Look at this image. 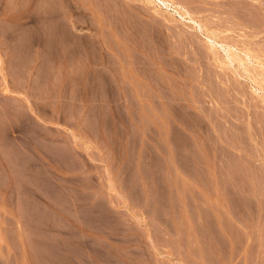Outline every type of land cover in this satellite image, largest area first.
Listing matches in <instances>:
<instances>
[{"label":"rangeland","instance_id":"374dc122","mask_svg":"<svg viewBox=\"0 0 264 264\" xmlns=\"http://www.w3.org/2000/svg\"><path fill=\"white\" fill-rule=\"evenodd\" d=\"M24 1L0 0V264H264V31L245 69L182 39L172 6L204 22L202 1L162 5L171 23L147 0H42L39 27ZM227 1L208 30L240 22Z\"/></svg>","mask_w":264,"mask_h":264},{"label":"bare ground","instance_id":"6f19581e","mask_svg":"<svg viewBox=\"0 0 264 264\" xmlns=\"http://www.w3.org/2000/svg\"><path fill=\"white\" fill-rule=\"evenodd\" d=\"M40 1L42 2V0H26V1H24L26 4L27 3H30L29 5H31L32 3H34V6H32L31 8H32V12H33V15L31 16V13H29L31 10H30V6L28 5V7L24 10L25 11V13L30 17L29 19H30V21H31V23L34 25L33 27H39L40 25H41V23H43V25H44V23H45V21H49L50 23H52V22H57L56 21V19L58 18H55V16H56V12H55V9L52 7V6H41V3H40ZM67 1H69V0H67ZM78 2H80V3H82V4H85V1H83V0H77ZM104 1V0H103ZM135 1V0H134ZM138 1H140V0H138ZM176 0H161V1H159V0H147L146 2L148 3H152V5L154 4V6H155V9L153 10V12L152 13H157V14H159L160 16H162V19H167V21L169 20H171V19H175L174 17L172 18L171 16L170 17H168V16H166L163 12H162V5L164 6V8H166V9H170V7H168V5H171L172 4V2L173 3H175V5L177 4L176 2H178V1H176ZM192 1H195L194 3H196V1H202V2H205L206 4L207 3H210L211 1L209 0V2H208V0H192ZM222 0H220V2L219 3H221V5H222V2H221ZM232 1V0H231ZM231 1H229L230 3L229 4H232V7L233 8H231V10H230V8L228 9V10H230V11H228V15H230V13L232 14H236L237 16H236V18H238L239 20H240V22H236V21H238V20H236L235 22H232V24H230L229 26L227 25V23L226 24H224L223 22L221 23H217V24H215V25H218V27H214V28H211V29H209L208 30V28H210V26H209V24L210 23H214V21L213 20H215V18H212V16H211V13H209V11L210 12H212L213 11V7L211 8L209 5L206 7V4H205V7H204V9H206V10H209L208 12H206L204 9H203V5L201 6V10L203 9L204 10V13H206V15H205V17H206V19H204V22H201L200 20H197L196 18H194V17H191V15H189L191 12H188L187 10H191V9H193L194 10V8H191V6L192 5H188L189 3H190V1H189V3L187 4V3H185L187 6H189L191 9H187V10H183V8H182V11H179V9L178 8H176L174 5L172 6V9H173V11L174 12H180L179 14H178V16H179V18L180 19H183V21H186V22H184L185 24L186 23H188L189 25V27H190V29L189 28H187L186 29V27H184L183 29V31L184 32H182V39L183 40H186L189 44L191 43L192 45H194V43H195V46H197L198 48H201V47H203L206 51L207 50H209V52H211L212 53V56H215V58H216V60H218V61H220L221 62V64L223 63V62H225V63H230L232 60H234V59H237L240 63H243V61L241 60V59H243V60H245L246 61V59L248 60L249 58H251L250 57V55L252 54V52L250 53L249 52V50H250V48L252 47V44H250V43H252V38H249V37H253V36H256V33H258L259 31H264V28H262L261 27V29H260V26H259V28H257V27H254L256 30H254L253 29V31L252 30H249L248 32L247 31H245V29H244V31L243 30H241L242 32H238V34H237V39L235 38H228L227 37V35L228 34H222L223 32H225V31H227L228 29H230V30H234L235 28L234 27H239L240 29H243V27L244 26H250L251 25V23H252V26H258V25H260V23H261V25L264 23V19H263V15H264V0H256L257 1V3H255L254 4V8L253 9H249V8H245V7H249V5H251V4H253V3H251V4H249V5H247V2H246V4L245 5H243L242 4V2H241V6H243L242 8L241 7H236L237 6V3L235 4V2H237V1H235V2H232L231 3ZM240 1H242V0H239L238 2H240ZM248 1V0H247ZM52 2H54L53 0H49V3H52ZM130 2V1H129ZM128 1H127V3H129ZM145 2V1H144ZM187 2V1H186ZM215 2V1H214ZM214 2L212 1L211 3L212 4H214ZM218 1H216L215 3H217ZM223 2L224 3H228V1L226 0V1H224L223 0ZM252 2V1H251ZM126 3V2H125ZM131 3V2H130ZM140 3V2H139ZM148 3V4H149ZM193 3V4H194ZM201 3V2H200ZM234 3V4H233ZM243 3H245L244 2V0H243ZM249 3V2H248ZM122 4V3H121ZM142 4V3H141ZM179 4V3H178ZM202 4V3H201ZM133 5V4H132ZM147 5V4H146ZM150 5V4H149ZM148 5V6H149ZM184 5V4H183ZM216 5H219V4H216ZM221 5H219V8L218 9H214V10H224V4H223V7L221 6ZM226 5H228V4H226ZM237 8H234V6ZM239 5V4H238ZM182 6V5H181ZM198 6H200V5H198ZM213 6V5H212ZM220 6L222 7V9L220 8ZM230 6V5H229ZM229 6H225L226 8L227 7H229ZM245 6V7H244ZM253 6V5H252ZM24 7H25V5H24ZM85 7H86V9H89V11L91 12L92 11V6L90 7L89 5H85ZM126 7V6H125ZM125 7H124V9H125ZM129 7H132L130 4H129ZM133 7H134V5H133ZM183 7V6H182ZM193 7H195V4H194V6ZM208 7H210V8H208ZM215 7V6H214ZM217 7V6H216ZM231 7V6H230ZM181 8V7H180ZM184 8H186V7H184ZM197 8V10L199 9L198 7H196ZM196 8H195V10H194V12L196 11ZM226 8H225V10L224 11H226ZM250 8H251V6H250ZM123 9V10H124ZM236 9V10H235ZM122 10V11H123ZM128 10V13H129V9H127ZM126 10V11H127ZM202 10V11H203ZM256 11V12H259L260 14H263L262 15V22H260L259 20H260V18H261V15L259 14V16H260V18L258 17V19H256V18H254L253 17V15L251 16L252 17V19L254 18L255 20L254 21H256L257 20V22H256V24H255V22H252L253 20H251V18L249 17L250 15H251V13H255V15H256V12H253V11ZM125 11V10H124ZM165 11V10H164ZM192 11V10H191ZM201 11V12H202ZM219 12V11H218ZM223 12V11H222ZM126 13V12H125ZM127 13V14H128ZM106 14H110V11H107L106 12ZM126 14V15H127ZM156 14V15H157ZM172 14V13H171ZM174 14V13H173ZM172 14V15H173ZM214 14V13H213ZM212 14V15H213ZM225 14V13H224ZM227 14V13H226ZM232 14V15H233ZM169 15V14H168ZM203 15V14H202ZM220 14H218V15H216L215 14V16H216V18L219 16ZM232 15L231 16H229V19L230 18H233L232 17ZM233 15V16H234ZM249 15V16H248ZM148 16H149V14H148ZM152 16V15H151ZM204 16V15H203ZM220 16H223V15H220ZM220 16H219V18L218 19H220V21H221V19L222 20H224V18L222 17V18H220ZM227 16V15H226ZM257 16V15H256ZM228 17V16H227ZM248 17H249V19L251 20H249L248 19ZM204 18V17H203ZM226 18V17H225ZM200 19V18H199ZM43 20V22H41ZM98 21L99 22V19H93V21L91 22V24L94 22V21ZM105 20L106 19H103V23L105 22ZM165 20H163L164 22H165ZM228 20V19H227ZM234 20V19H233ZM248 20L251 22H249L250 23V25H249V23L247 24V22H248ZM160 21V20H159ZM166 21V22H167ZM183 21H181V22H183ZM224 21H226V20H224ZM229 21V20H228ZM111 22H114V21H111ZM171 22V21H170ZM169 22V23H170ZM231 22V21H230ZM258 22H259V24H258ZM47 23V22H46ZM105 23H108V22H105ZM104 23V24H105ZM110 23V22H109ZM161 23H162V25H163V22L161 21ZM168 23V24H169ZM172 23V22H171ZM245 23V24H244ZM53 24V23H52ZM90 24V23H89ZM167 24V23H166ZM174 24V23H173ZM183 24V23H182ZM254 24V25H253ZM258 24V25H257ZM94 25V24H93ZM264 25V24H263ZM168 27L170 26V24L169 25H167ZM171 26H172V24H171ZM183 26V25H182ZM165 28H166V26H165ZM169 29V28H168ZM189 29V30H188ZM217 29V30H216ZM170 30L171 31H173V30H175L174 28L173 29H171L170 28ZM169 30V31H170ZM229 30V31H230ZM200 31H203V34H205L204 36H205V41H203V44H204V46L202 45V43H200L202 40H200V42H199V40L198 39H200L199 37H198V34L196 33V32H200ZM207 31V32H206ZM218 31V32H217ZM237 31V30H236ZM228 33V32H227ZM261 34V33H260ZM238 36H240L241 38H239ZM230 37V36H229ZM129 38H131V37H129ZM256 38H258V37H256ZM202 39V38H201ZM263 40V39H262ZM187 42H185V43H187ZM188 43H187V45H188ZM197 43V44H196ZM207 43V44H206ZM254 43V42H253ZM261 43V42H260ZM199 44H200V46L201 47H199ZM238 44H240L239 46H240V48H238L237 47V45ZM188 46H190V45H188ZM263 47L264 46H262V45H260V48H258L260 51H261V49L263 50ZM219 48H221L222 50H223V54L222 53H220V54H222V55H219V52H218V49ZM252 48H254V49H256L255 48V46L254 47H252ZM253 51V50H252ZM208 52V51H207ZM264 52V51H263ZM262 53V52H261ZM242 55V56H241ZM254 55H256V54H254ZM253 55V56H254ZM259 55H261V54H259ZM257 57H259V56H257ZM260 58V57H259ZM251 61V60H250ZM249 61V62H250ZM256 61V60H255ZM252 62V61H251ZM261 62V61H260ZM246 64H249V63H246ZM246 64H244L243 63V68H245V69H247V67H246ZM260 65V64H259ZM242 66V65H241ZM257 66V65H256ZM2 67V66H1ZM260 67H264V64H261L260 65ZM249 68V67H248ZM253 68V67H252ZM263 69V68H262ZM6 70V69H5ZM8 70V69H7ZM9 71V70H8ZM244 71H246L247 72V70H244ZM252 71V70H251ZM237 72V71H236ZM7 73V72H6ZM248 73V72H247ZM245 74V73H244ZM251 74V73H250ZM255 74V73H254ZM2 75V74H1ZM1 75H0V77H1ZM246 76V75H245ZM250 76V75H249ZM254 77H256L257 78V76H255V75H251L250 76V78H251V80L253 81V82H255V78ZM233 78H236V77H233ZM249 78V77H248ZM3 79V78H2ZM237 80V79H236ZM236 80H233L232 81V83H234L235 84V81ZM258 80V79H257ZM256 80V81H257ZM259 80H260V77H259ZM3 83H4V81H3ZM8 83V82H7ZM223 83V82H222ZM233 84V85H234ZM7 85V84H6ZM260 85H261V83H260ZM8 86V85H7ZM235 86V85H234ZM262 86V85H261ZM238 87V86H237ZM240 87V86H239ZM238 87V88H239ZM238 88H236V89H238ZM260 89V88H259ZM5 90V89H4ZM3 90V91H4ZM252 90H254L255 91V93H256V91H259L258 89H257V87H253V89ZM261 90V89H260ZM10 91V90H9ZM2 94V93H1ZM245 94V93H244ZM262 94V93H261ZM25 95V94H24ZM264 95V94H263ZM263 95H262V98H263ZM11 96V95H10ZM3 97V96H2ZM16 98H18V97H16ZM20 98V97H19ZM25 98V97H24ZM261 98V99H262ZM28 99V98H27ZM246 99V98H245ZM244 99V100H245ZM259 99H260V97H259ZM20 100V99H19ZM21 101V100H20ZM26 101V100H25ZM249 101V100H248ZM247 101V102H248ZM255 101H258V100H255ZM16 102V101H15ZM19 102V101H18ZM29 102V101H28ZM27 102V103H28ZM246 102V103H247ZM252 102H254V100H252ZM251 102V103H252ZM262 102V101H261ZM26 103V104H27ZM32 103V102H31ZM244 103V102H243ZM256 103V102H255ZM259 103V102H258ZM18 104V103H17ZM28 104H30V103H28ZM249 104H250V102H249ZM32 105V104H31ZM30 105V106H31ZM251 105V104H250ZM249 105V106H250ZM259 105V104H258ZM18 106V105H17ZM25 107H26V105H24ZM23 106V107H24ZM35 106V105H34ZM254 106V105H253ZM260 106V105H259ZM262 106H263V104H262ZM4 107V106H3ZM251 107V106H250ZM257 107V106H256ZM247 108V107H246ZM260 108V107H259ZM235 109V108H234ZM241 109V108H240ZM239 109V110H240ZM262 109H263V107H262ZM23 110V109H22ZM22 110H19V111H21L22 112ZM28 110V109H27ZM237 110V109H236ZM238 110V111H239ZM244 110H245V108H244ZM247 110V109H246ZM5 111V110H4ZM18 111V112H19ZM25 112H26V110H24ZM222 111V110H221ZM253 111V110H252ZM251 111V112H252ZM259 111V110H258ZM258 111H256V112H258ZM7 112V111H6ZM241 112V111H240ZM20 113V112H19ZM23 113V112H22ZM21 113V114H22ZM228 113V112H227ZM255 113V112H254ZM24 114V113H23ZM220 114L222 115V113L220 112ZM224 114V113H223ZM234 114V113H233ZM259 114V113H258ZM232 115V114H231ZM236 115H239V114H236ZM241 115V114H240ZM240 115H239V117H240ZM0 116H2V115H0ZM21 116V115H20ZM22 116H24V115H22ZM21 116V117H22ZM219 116V115H218ZM224 116V115H223ZM223 116H221V117H223ZM242 116H244V118H247V116L245 117V113H244V115H242ZM241 116V117H242ZM255 116V115H254ZM25 117V116H24ZM233 117H235L236 118V116L234 115ZM238 117V116H237ZM249 118V117H248ZM247 118V119H248ZM257 118V117H256ZM20 119H23V118H20ZM27 119V118H26ZM246 119V120H247ZM230 121V120H229ZM238 121V120H237ZM254 121V120H253ZM252 121V122H253ZM242 122L243 121H241V124H242ZM257 122V121H256ZM22 123V122H21ZM223 123H225V122H223ZM248 123H249V121H248ZM228 125V124H227ZM230 125V124H229ZM235 125H237V123L235 124ZM234 124H233V126H235ZM246 125H247V123H246ZM33 126V125H32ZM31 126V127H32ZM219 126V125H218ZM2 127H4V126H2ZM35 127L37 128V126L35 125ZM229 127V126H228ZM237 127V126H236ZM236 127H235V129H236ZM239 127H240V125H239ZM242 127V126H241ZM249 127V126H248ZM33 128V127H32ZM218 128H220V127H218ZM226 127H224V129H225ZM238 128V127H237ZM4 129V128H3ZM229 129V128H228ZM230 129H231V127H230ZM229 129V130H230ZM234 129V128H233ZM248 129V128H247ZM258 129V128H257ZM263 129V128H262ZM219 130H221V129H219ZM229 130H227L226 129V131H229ZM232 130V129H231ZM238 130V129H237ZM34 131V130H33ZM35 131H37V130H35ZM223 131V130H222ZM226 131H224V132H222V133H226ZM240 131L242 132L243 131V127H242V130H241V128H240ZM246 130H244V132H245ZM255 131H256V129H255ZM230 132V131H229ZM228 132V133H229ZM249 132H250V130H249ZM38 134H39V132H37ZM222 133H219V134H222ZM231 133V132H230ZM247 133H248V131H247ZM239 134V133H238ZM237 134V135H238ZM255 134H257V133H255ZM262 134V133H261ZM4 135V134H3ZM36 135V134H35ZM40 135V134H39ZM230 135V134H229ZM228 135V136H229ZM233 134H231L229 137L231 138V136H232ZM240 135V134H239ZM251 135V134H250ZM227 135H225L224 134V137H226ZM6 137H7V135H6ZM223 137V136H222ZM221 137V139L223 140V138ZM248 137V136H247ZM3 138V137H2ZM235 138H236V136H235ZM242 138L243 139H245L244 138V136H242ZM225 139H227V138H224V140ZM234 139V138H233ZM241 139V138H240ZM239 139V140H240ZM5 140V139H4ZM223 140V141H224ZM230 140V139H229ZM249 140H250V138H249ZM8 141V140H7ZM22 141V140H21ZM227 141V140H226ZM231 141V140H230ZM234 140H232V142H233ZM237 141H238V139H237ZM246 141V142H245ZM245 141H243V143H242V139L240 140V141H238V143L239 142H241V144H245L246 145V147L248 148V151L247 152H251L252 153V146H251V144H250V141H248V140H246L245 139ZM4 142V141H3ZM232 142H230V146L231 147H235L236 146V144L237 143H235V144H233ZM245 142V143H244ZM247 142H249V144H247ZM252 142V141H251ZM255 142V141H254ZM253 142V143H254ZM1 143V142H0ZM6 143V142H5ZM227 143H229V141H227ZM231 143L234 145V146H232L231 145ZM15 144V143H14ZM225 144V143H224ZM261 144V143H260ZM19 145V144H18ZM17 145V146H18ZM229 145V144H228ZM239 145V144H238ZM237 145V146H238ZM220 146H221V142H220ZM222 146H223V144H222ZM240 146V145H239ZM238 146V147H239ZM244 146V145H243ZM260 146V145H259ZM224 147V146H223ZM225 147H226V150H227V146L225 145ZM241 147V146H240ZM262 147H264V146H262ZM21 147H19V149H20ZM28 148H30V147H28ZM32 148V147H31ZM246 148V149H247ZM242 149H244V147L242 148ZM260 148L258 147V150H259ZM225 150V149H224ZM255 150V149H254ZM246 152V151H245ZM260 152V151H259ZM227 153V152H226ZM240 154H244V153H240ZM249 154V153H248ZM257 154V153H256ZM256 154H252V155H256ZM215 155V154H214ZM228 156H229V154H227ZM251 155V154H250ZM261 155V154H260ZM239 156H241V155H239ZM245 156V155H244ZM262 156H264V155H262ZM218 157V156H217ZM242 157H243V155H242ZM241 157V158H242ZM250 157V156H249ZM253 157V156H252ZM216 158V157H215ZM245 158L247 159V157L245 156ZM246 159H244V160H246ZM247 161H248V159H247ZM261 163V162H260ZM263 164V163H262ZM261 164V165H262ZM225 174V173H224ZM213 175V174H212ZM222 178H224V177H222ZM230 178V177H229ZM214 182V181H213ZM241 182V181H240ZM245 182V181H244ZM244 182H242V184H244ZM215 184V183H214ZM241 184V183H240ZM241 184V186H243ZM245 185V184H244ZM236 187V186H235ZM216 188V187H215ZM238 188H239V186H238ZM247 188V187H246ZM242 189H244V188H242ZM248 190V189H247ZM246 190V191H247ZM240 191L241 192H243L241 189H240ZM245 192V191H244ZM215 193V192H214ZM232 194L234 193V192H231ZM235 194H237V193H235ZM235 194H234V196H235ZM239 194V193H238ZM238 194H237V196H238ZM246 194V193H245ZM240 196V195H239ZM236 197V196H235ZM212 198V197H211ZM211 200V199H210ZM222 213H224V212H222ZM235 217H237V216H235ZM208 218V217H207ZM237 218H239V217H237ZM215 220V219H214ZM237 220H239V219H237ZM215 225V224H214ZM224 225V224H223ZM187 227V226H186ZM217 230H219V229H217ZM221 231V230H220ZM219 233V232H218ZM223 233V232H222ZM189 234V233H188ZM222 235V234H221ZM220 235V236H221ZM202 239V238H201ZM200 241V240H199ZM187 243V242H186ZM188 245V244H187ZM193 247V246H192ZM185 248V247H184ZM198 248V247H197ZM186 250V249H185ZM199 251V250H198ZM224 252V251H223ZM186 253V252H185ZM194 253V252H193ZM187 254H188V251H187ZM195 254V253H194ZM186 255V254H185ZM200 255V254H199ZM192 256V255H191ZM196 256V255H195ZM216 256V255H215ZM226 256V255H225ZM232 256V255H231ZM230 256V257H231ZM186 257H188V255L186 256ZM236 257V256H235ZM199 258V257H198ZM189 259V258H188ZM235 259V258H234ZM199 260H203V259H199ZM229 261V260H228ZM231 261V260H230ZM236 261V260H235ZM234 261V262H235ZM210 263V262H209ZM214 263H215V261H214ZM213 263V264H214ZM199 264V263H198ZM206 264V263H205ZM208 264V263H207Z\"/></svg>","mask_w":264,"mask_h":264}]
</instances>
